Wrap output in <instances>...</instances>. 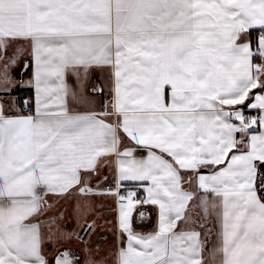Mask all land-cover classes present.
<instances>
[{
	"label": "snow or ice",
	"instance_id": "6c2138e0",
	"mask_svg": "<svg viewBox=\"0 0 264 264\" xmlns=\"http://www.w3.org/2000/svg\"><path fill=\"white\" fill-rule=\"evenodd\" d=\"M0 101V264H264V0H0Z\"/></svg>",
	"mask_w": 264,
	"mask_h": 264
},
{
	"label": "crops",
	"instance_id": "0c3cea01",
	"mask_svg": "<svg viewBox=\"0 0 264 264\" xmlns=\"http://www.w3.org/2000/svg\"><path fill=\"white\" fill-rule=\"evenodd\" d=\"M258 31L252 32L253 40L256 39L254 34ZM26 58L31 62V57L26 55ZM32 72L33 68H28V70H23L19 65L15 69H13V75L23 82L22 86H18L13 93L15 97V102L13 107L11 108L12 113H20V114H35L36 105H35V89L29 81H32ZM100 84L104 88V92L100 96H95L94 99L96 100L95 105L91 106V109H86L84 106H77L74 104L69 105L70 112L75 110L78 112H83L86 110H95L99 111L101 102L103 101H110L112 99V94L110 89L112 88V81L107 73H104L101 76L99 73L95 74L92 77V81ZM29 89V93L26 94L27 97H24L20 94L21 89ZM31 90V91H30ZM256 90L254 89L253 92ZM251 96V93H250ZM12 97H7V99H11ZM27 101V104L23 102ZM2 102V101H1ZM247 103V102H246ZM29 107V108H28ZM257 113L256 110H247L245 115H253ZM113 165L108 166L106 169H101V179L104 175H108L111 179L113 175ZM138 182H125L124 187L129 190H135L137 187ZM101 188H112L114 187V182L102 181ZM123 191V189H122ZM138 196L143 197L145 195L143 188L140 189L137 193ZM95 203L97 206L102 205L98 210L102 213L103 219L100 221L102 227L97 230V233L93 235V241L97 242L101 248L102 252H108L109 250H113V245L116 243V237L113 231V225L115 224L116 220V212L114 209L116 208V202L114 197L104 196V197H95ZM146 210L151 212V219H146L142 222L138 221L134 224L136 231L141 233H146L154 229L157 221V214L155 210V206L145 205L143 206ZM108 220L110 224H104V220ZM208 222L212 225V232L209 234V238L206 242V250L205 256L207 258L208 251L214 246L219 244L218 233L220 231V223L216 216H210Z\"/></svg>",
	"mask_w": 264,
	"mask_h": 264
},
{
	"label": "trees",
	"instance_id": "16d2710c",
	"mask_svg": "<svg viewBox=\"0 0 264 264\" xmlns=\"http://www.w3.org/2000/svg\"><path fill=\"white\" fill-rule=\"evenodd\" d=\"M254 36L257 37V36H258V32H256V33L254 34ZM30 91H31V90H30ZM19 92H20V94H21L22 96L27 97L26 94L29 93V89H28V88L21 89ZM28 108H29V107H28Z\"/></svg>",
	"mask_w": 264,
	"mask_h": 264
},
{
	"label": "built area",
	"instance_id": "2783aa9c",
	"mask_svg": "<svg viewBox=\"0 0 264 264\" xmlns=\"http://www.w3.org/2000/svg\"><path fill=\"white\" fill-rule=\"evenodd\" d=\"M253 115H257V113H254Z\"/></svg>",
	"mask_w": 264,
	"mask_h": 264
},
{
	"label": "rangeland",
	"instance_id": "374dc122",
	"mask_svg": "<svg viewBox=\"0 0 264 264\" xmlns=\"http://www.w3.org/2000/svg\"><path fill=\"white\" fill-rule=\"evenodd\" d=\"M1 102V101H0Z\"/></svg>",
	"mask_w": 264,
	"mask_h": 264
}]
</instances>
